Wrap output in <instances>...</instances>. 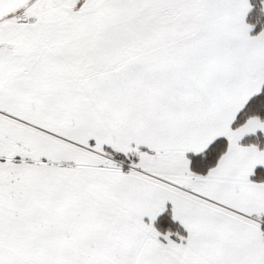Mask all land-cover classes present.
<instances>
[{"label": "snow or ice", "instance_id": "snow-or-ice-1", "mask_svg": "<svg viewBox=\"0 0 264 264\" xmlns=\"http://www.w3.org/2000/svg\"><path fill=\"white\" fill-rule=\"evenodd\" d=\"M0 264H264V0H0Z\"/></svg>", "mask_w": 264, "mask_h": 264}]
</instances>
